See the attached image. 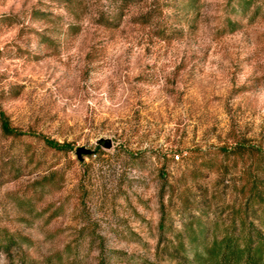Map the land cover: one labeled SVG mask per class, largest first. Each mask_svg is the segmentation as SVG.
I'll use <instances>...</instances> for the list:
<instances>
[{
    "label": "rangeland",
    "instance_id": "obj_1",
    "mask_svg": "<svg viewBox=\"0 0 264 264\" xmlns=\"http://www.w3.org/2000/svg\"><path fill=\"white\" fill-rule=\"evenodd\" d=\"M0 110V264H181L162 186L170 238L264 149V0H0Z\"/></svg>",
    "mask_w": 264,
    "mask_h": 264
},
{
    "label": "trees",
    "instance_id": "obj_2",
    "mask_svg": "<svg viewBox=\"0 0 264 264\" xmlns=\"http://www.w3.org/2000/svg\"><path fill=\"white\" fill-rule=\"evenodd\" d=\"M0 130L5 135H20L1 110ZM47 143L57 149L68 148L67 144ZM222 151L226 157L232 155L242 162L247 159L250 162L239 169L235 179L232 178L229 194L216 189L207 197L206 189L205 202L198 208V214L185 213L187 219L182 230L170 238H163L167 213L162 186L158 248L159 243L162 244L161 251L181 264H264V149L235 139ZM221 167L220 182H230L225 165ZM213 204L220 211L215 209L210 215ZM99 264H104L103 259Z\"/></svg>",
    "mask_w": 264,
    "mask_h": 264
},
{
    "label": "water",
    "instance_id": "obj_3",
    "mask_svg": "<svg viewBox=\"0 0 264 264\" xmlns=\"http://www.w3.org/2000/svg\"><path fill=\"white\" fill-rule=\"evenodd\" d=\"M100 143L103 144L105 147H110V142H109V141L101 140ZM82 153H83V154H90L91 152H90V150H87V149H85V148H83V147H78V148L76 149V154H77V155H80V154H82Z\"/></svg>",
    "mask_w": 264,
    "mask_h": 264
}]
</instances>
